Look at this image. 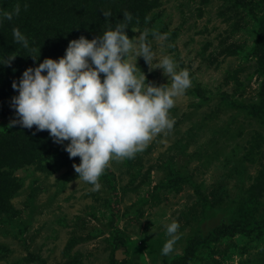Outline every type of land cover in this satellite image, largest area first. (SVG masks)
I'll use <instances>...</instances> for the list:
<instances>
[{"label": "rangeland", "instance_id": "obj_1", "mask_svg": "<svg viewBox=\"0 0 264 264\" xmlns=\"http://www.w3.org/2000/svg\"><path fill=\"white\" fill-rule=\"evenodd\" d=\"M145 30L157 55L190 74L173 129L111 160L95 191L73 168L80 157L55 141L11 170L0 264H264V0H158L131 37ZM136 63L147 82L170 85ZM15 94L0 134L14 133ZM172 219L178 239L163 255Z\"/></svg>", "mask_w": 264, "mask_h": 264}, {"label": "clouds", "instance_id": "obj_2", "mask_svg": "<svg viewBox=\"0 0 264 264\" xmlns=\"http://www.w3.org/2000/svg\"><path fill=\"white\" fill-rule=\"evenodd\" d=\"M19 11L17 4L0 12V17L11 19ZM123 15L125 21L132 19L131 13ZM127 27L126 22L117 23L91 39L84 35L71 39L64 55L45 57L36 66L26 67L18 82L12 81L17 94L11 98V107L17 119L11 124L47 129L70 157H80L73 168L93 191L101 187L99 178L111 160L133 158L158 134L167 135L173 129L175 118L169 110L191 84L188 69H178L168 54L157 55L147 30L129 37ZM12 32L13 39L36 60L39 55L32 54L27 37L18 28ZM152 35L162 39L157 32ZM138 56L149 70L161 68L170 85L147 82L145 73L138 70ZM14 57H2L0 64ZM178 229L175 219L166 224L169 238L161 248L163 255L173 251Z\"/></svg>", "mask_w": 264, "mask_h": 264}, {"label": "trees", "instance_id": "obj_3", "mask_svg": "<svg viewBox=\"0 0 264 264\" xmlns=\"http://www.w3.org/2000/svg\"><path fill=\"white\" fill-rule=\"evenodd\" d=\"M158 0H0V12L10 11L17 4L18 14L11 19L0 17V58L15 57L8 64H0V116H7L10 108L5 106L12 81L19 80L23 70L36 66L45 57L58 58L65 54L69 40L80 35L91 39L102 34L109 26L127 23L126 33L131 37L134 25L146 20ZM104 12L110 15L105 16ZM132 19L125 21L124 13ZM13 28H18L28 39L33 55L13 39ZM103 74H101V77ZM16 124L14 133L0 134V209H6V199L12 188L11 170L33 161L47 153L53 146L52 138H44L36 130Z\"/></svg>", "mask_w": 264, "mask_h": 264}]
</instances>
